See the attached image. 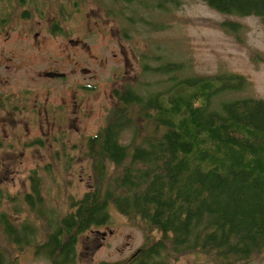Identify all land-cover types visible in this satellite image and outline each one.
<instances>
[{
	"label": "trees",
	"instance_id": "trees-1",
	"mask_svg": "<svg viewBox=\"0 0 264 264\" xmlns=\"http://www.w3.org/2000/svg\"><path fill=\"white\" fill-rule=\"evenodd\" d=\"M135 1L113 3L130 10ZM202 1L224 13L257 16L264 25V0ZM82 2L55 0L59 18ZM46 4L0 0V31L17 8L24 17L33 10L43 16ZM50 13L52 29L62 30L57 13ZM150 50L141 53L134 80L112 88L110 115L86 137L83 154L93 173L88 188L69 192L56 208L43 195L42 183L56 185L60 174L50 161L40 166L44 178L31 168L27 188L14 195L11 211L24 212L21 218L12 220L0 202V264H16L5 243L19 251L32 245L51 264H78L79 237L107 224L111 205L140 227L144 240L129 256L100 264H182L181 256L190 252L206 253L216 264L264 256V98L232 96L250 83L243 73L197 74L191 63ZM127 131L130 140L123 142ZM36 140L42 139L30 144H41ZM54 141L62 148L54 150V159L67 173L77 160L75 144L66 149L64 136Z\"/></svg>",
	"mask_w": 264,
	"mask_h": 264
},
{
	"label": "rangeland",
	"instance_id": "rangeland-1",
	"mask_svg": "<svg viewBox=\"0 0 264 264\" xmlns=\"http://www.w3.org/2000/svg\"><path fill=\"white\" fill-rule=\"evenodd\" d=\"M160 1H135L128 10L113 0H83L78 9L59 18L55 0H47L43 16L33 10L24 17L17 8L0 31V202L12 220L25 214L10 206H16L14 195L27 188L26 174L33 167L43 178L47 173L41 165L51 161L59 168L56 185L42 183L43 195L56 208L63 207L69 192L81 194L88 188L93 173L83 154L86 137L110 115L115 104L112 88L134 80L141 53L155 51L152 47L191 63L197 74L243 73L250 83L232 96L264 98V25L257 16L224 13L202 0H166L158 6ZM118 8L115 16L105 14ZM50 12L57 13L62 30L52 29ZM128 13L132 16L120 18ZM129 31L125 37L123 32ZM52 65L65 75H47ZM63 136L66 149L74 143L77 154L67 173L54 159V150L62 151L54 138ZM38 137L41 144H30ZM122 140H130L129 131ZM143 240L140 227L111 205L108 223L79 237L77 263L121 259ZM5 244L16 264H51L32 245L19 251ZM179 262L216 264L200 252L185 253ZM247 264H264V256L253 255Z\"/></svg>",
	"mask_w": 264,
	"mask_h": 264
},
{
	"label": "flooded vegetation",
	"instance_id": "flooded-vegetation-1",
	"mask_svg": "<svg viewBox=\"0 0 264 264\" xmlns=\"http://www.w3.org/2000/svg\"><path fill=\"white\" fill-rule=\"evenodd\" d=\"M54 62H55V61H54ZM48 71H49V72L64 73L63 71L57 69L55 65H52V66L48 69ZM48 71H47V72H48ZM64 75H65V73H64ZM64 75H63V76H64ZM50 77H51V76H50ZM52 77H55V76H52Z\"/></svg>",
	"mask_w": 264,
	"mask_h": 264
},
{
	"label": "water",
	"instance_id": "water-1",
	"mask_svg": "<svg viewBox=\"0 0 264 264\" xmlns=\"http://www.w3.org/2000/svg\"><path fill=\"white\" fill-rule=\"evenodd\" d=\"M46 74H47V75H50L51 77H52V76H57V75H60V76H63V75H64V73L49 72V71H48Z\"/></svg>",
	"mask_w": 264,
	"mask_h": 264
}]
</instances>
